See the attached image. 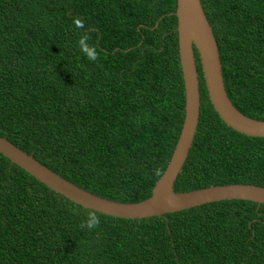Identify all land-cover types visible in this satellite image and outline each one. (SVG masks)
I'll return each mask as SVG.
<instances>
[{"label": "trees", "instance_id": "obj_1", "mask_svg": "<svg viewBox=\"0 0 264 264\" xmlns=\"http://www.w3.org/2000/svg\"><path fill=\"white\" fill-rule=\"evenodd\" d=\"M225 89L264 120V0H200ZM176 0H0V137L106 199L151 195L185 119ZM84 21L76 28L75 18ZM89 35L99 59L77 45ZM200 120L176 193L264 186V137L211 104L198 52ZM90 209L0 153V264H264V204L207 202L177 213L79 227Z\"/></svg>", "mask_w": 264, "mask_h": 264}, {"label": "water", "instance_id": "obj_2", "mask_svg": "<svg viewBox=\"0 0 264 264\" xmlns=\"http://www.w3.org/2000/svg\"><path fill=\"white\" fill-rule=\"evenodd\" d=\"M178 52L185 94V119L163 175L151 195L137 202H121L94 195L62 177L32 154L0 137V153L40 182L75 204L105 215L145 218L177 213L207 202L244 199L264 204V186L252 183H225L176 193L174 182L192 147L200 120L199 77L194 51L198 52L203 79L211 104L232 128L250 136L264 137V120L250 117L233 105L225 89L222 65L213 27L200 0H176Z\"/></svg>", "mask_w": 264, "mask_h": 264}, {"label": "clouds", "instance_id": "obj_3", "mask_svg": "<svg viewBox=\"0 0 264 264\" xmlns=\"http://www.w3.org/2000/svg\"><path fill=\"white\" fill-rule=\"evenodd\" d=\"M76 28H84V21L77 17L73 21ZM90 36L85 34L81 35L77 40V45L79 46L80 51L84 54L85 58L90 62H96L99 59V53L95 45H89L88 41ZM155 175H163L162 171L159 169L155 170ZM101 224V218L97 214L96 210H91L87 213V218L82 220L79 227L87 229L89 232L96 231Z\"/></svg>", "mask_w": 264, "mask_h": 264}]
</instances>
